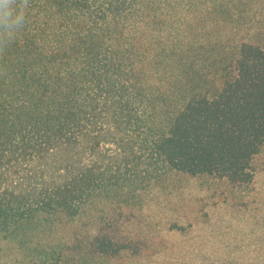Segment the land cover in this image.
I'll list each match as a JSON object with an SVG mask.
<instances>
[{"label": "trees", "instance_id": "16d2710c", "mask_svg": "<svg viewBox=\"0 0 264 264\" xmlns=\"http://www.w3.org/2000/svg\"><path fill=\"white\" fill-rule=\"evenodd\" d=\"M0 54V264H122L176 176L264 170V0H31Z\"/></svg>", "mask_w": 264, "mask_h": 264}, {"label": "rangeland", "instance_id": "374dc122", "mask_svg": "<svg viewBox=\"0 0 264 264\" xmlns=\"http://www.w3.org/2000/svg\"><path fill=\"white\" fill-rule=\"evenodd\" d=\"M123 230L140 252L122 264H264V170L238 195L176 176Z\"/></svg>", "mask_w": 264, "mask_h": 264}, {"label": "clouds", "instance_id": "9594fccd", "mask_svg": "<svg viewBox=\"0 0 264 264\" xmlns=\"http://www.w3.org/2000/svg\"><path fill=\"white\" fill-rule=\"evenodd\" d=\"M31 0H0V54L27 23Z\"/></svg>", "mask_w": 264, "mask_h": 264}]
</instances>
